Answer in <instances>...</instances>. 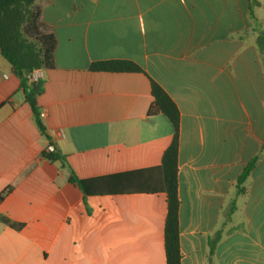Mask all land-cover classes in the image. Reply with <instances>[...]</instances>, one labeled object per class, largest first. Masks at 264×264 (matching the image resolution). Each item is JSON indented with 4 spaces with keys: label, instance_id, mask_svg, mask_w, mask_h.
Wrapping results in <instances>:
<instances>
[{
    "label": "crops",
    "instance_id": "obj_1",
    "mask_svg": "<svg viewBox=\"0 0 264 264\" xmlns=\"http://www.w3.org/2000/svg\"><path fill=\"white\" fill-rule=\"evenodd\" d=\"M24 33L51 57L45 133L0 54V214L22 225L0 221V264H166L167 197L148 189L174 129L148 117L151 80L180 111L181 264H264V0H37ZM109 61L142 72L90 69Z\"/></svg>",
    "mask_w": 264,
    "mask_h": 264
},
{
    "label": "trees",
    "instance_id": "obj_2",
    "mask_svg": "<svg viewBox=\"0 0 264 264\" xmlns=\"http://www.w3.org/2000/svg\"><path fill=\"white\" fill-rule=\"evenodd\" d=\"M36 1L0 0V54L11 64L15 75L20 79L21 85L26 92V100L32 107L41 131L45 133V127L41 122L37 104V99L44 90L43 81L30 82L29 76L49 65L51 57L39 42L27 38L24 33V27L31 23L35 17ZM250 12L253 15L252 7ZM258 46L260 51H264V36L258 38ZM90 69L94 72H142L139 66L129 61L94 63ZM151 92L153 103L148 110V117L165 116L171 122L174 133L170 145L162 156L161 165L154 169L160 172V185L154 190L148 189V192H162L166 194L167 216L164 228L166 264H181L180 198L178 194L180 111L166 91L153 80H151ZM44 157L49 161L60 160L64 163L66 162V157L59 155L56 151L52 153L45 152ZM259 160V154L254 156L238 177L237 189L239 194L245 192L244 184ZM98 181L82 180L74 173L69 177V182L77 186L86 195L92 194L89 187ZM12 187L0 195V202ZM95 192L101 193L98 190ZM0 221L15 230L22 228V225L12 222L8 217L1 214ZM220 237V233L218 232L216 237L210 240L211 256L214 254V247Z\"/></svg>",
    "mask_w": 264,
    "mask_h": 264
},
{
    "label": "built area",
    "instance_id": "obj_3",
    "mask_svg": "<svg viewBox=\"0 0 264 264\" xmlns=\"http://www.w3.org/2000/svg\"><path fill=\"white\" fill-rule=\"evenodd\" d=\"M29 80L30 82H38L40 80H42V73L41 71H36L34 73H32L30 76H29ZM46 117V111H41L40 112V118L41 119H44ZM56 151V148L53 144L49 145L48 148H47V152L49 153H52V152H55Z\"/></svg>",
    "mask_w": 264,
    "mask_h": 264
}]
</instances>
